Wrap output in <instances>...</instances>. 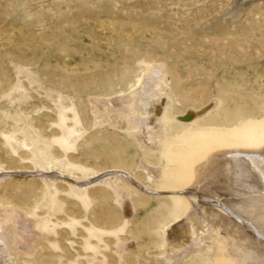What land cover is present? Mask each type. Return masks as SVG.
<instances>
[{"label": "rangeland", "instance_id": "1", "mask_svg": "<svg viewBox=\"0 0 264 264\" xmlns=\"http://www.w3.org/2000/svg\"><path fill=\"white\" fill-rule=\"evenodd\" d=\"M155 66L168 104L143 150L105 101ZM263 145L264 0H0V210L37 232L16 264H222L161 261L164 234L198 165Z\"/></svg>", "mask_w": 264, "mask_h": 264}, {"label": "bare ground", "instance_id": "2", "mask_svg": "<svg viewBox=\"0 0 264 264\" xmlns=\"http://www.w3.org/2000/svg\"><path fill=\"white\" fill-rule=\"evenodd\" d=\"M163 78L161 67H149L132 91L105 101L120 112L123 125L128 121L137 124L138 130L133 135L143 150L160 146L157 137L162 135L168 104L161 90ZM130 107L136 110L134 116L127 115ZM143 168L152 182L161 175L158 169L146 165ZM58 169L59 164H55L50 170ZM37 172L46 177L41 169ZM101 179L102 175L79 185L87 187ZM193 182L183 191L191 210L164 234L165 252L161 261L173 263L211 248L222 264H264V147L221 149L196 167ZM36 236L32 222L23 213L1 209L0 264H16L12 254L29 251Z\"/></svg>", "mask_w": 264, "mask_h": 264}]
</instances>
